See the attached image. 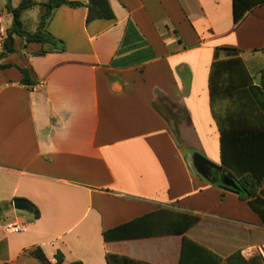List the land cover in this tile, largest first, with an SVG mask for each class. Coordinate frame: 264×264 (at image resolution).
I'll return each instance as SVG.
<instances>
[{
	"label": "crops",
	"instance_id": "obj_1",
	"mask_svg": "<svg viewBox=\"0 0 264 264\" xmlns=\"http://www.w3.org/2000/svg\"><path fill=\"white\" fill-rule=\"evenodd\" d=\"M108 3L112 18L87 22L84 4L55 6L46 28L62 49L38 54V42L20 46L15 36V49L0 56L9 63L0 67V264H42L34 246L50 262L61 252L63 264H107L106 251L178 264L183 235L221 258L235 249L264 255L258 214L191 158L197 151L219 163L208 87L214 46L238 48L251 84H264V3L235 27L231 0ZM9 22L0 0V41ZM18 65L31 85L19 82ZM224 83L218 93L230 90ZM215 97L219 114L236 111ZM13 197L38 214L14 208ZM185 215L197 219L185 226ZM5 216L25 228L4 229ZM123 223V235L104 238Z\"/></svg>",
	"mask_w": 264,
	"mask_h": 264
},
{
	"label": "trees",
	"instance_id": "obj_2",
	"mask_svg": "<svg viewBox=\"0 0 264 264\" xmlns=\"http://www.w3.org/2000/svg\"><path fill=\"white\" fill-rule=\"evenodd\" d=\"M261 3H264V0H231L232 27L237 25L249 9ZM35 4H39L40 10L34 29L29 30L23 24L22 13ZM60 4L70 6L84 4L86 22L97 17L112 18L114 16L108 0H86L85 2L82 0H18L14 5L9 0H5V9L10 14V22L0 41V56L15 49L13 44L15 36L19 39L20 46H24L29 41L38 42L40 47L35 51L38 54L52 49H62V39L53 36L46 28L52 9ZM238 51L239 49L233 46H214L212 50L213 60L208 73L210 110L219 131V164L232 172L239 187L238 195L245 199L248 206L258 214L264 224V188H258L264 179V119L262 115L264 84L263 82L259 85L251 84L250 75L237 55ZM220 53L224 55L223 58H218ZM8 64L0 62V67ZM17 67L21 72L19 82L31 85L33 80L29 76L28 68L19 65ZM224 82L236 85L235 90H231L230 85ZM222 83L231 90V93L230 90L218 93ZM245 84H247L246 87L243 86ZM246 93L250 99H247ZM213 94L217 97H228L236 111L230 115L219 114L214 108L213 103L216 97ZM231 95L234 96L233 99ZM251 103L255 104V108ZM244 107L246 111H242ZM22 199L27 202L36 216L38 210L35 205L25 198ZM2 206L4 204L0 205ZM185 216V226L197 219L196 215ZM125 224L104 229L102 231L104 238L123 235L121 230ZM29 252L42 264H63L62 254L59 251L54 252L53 262L45 257L39 246L32 247ZM104 259L107 264H152L109 251L104 253ZM66 264L81 263L72 260ZM178 264H264V259L259 252L244 257L239 249L221 258L206 246L183 235Z\"/></svg>",
	"mask_w": 264,
	"mask_h": 264
},
{
	"label": "water",
	"instance_id": "obj_3",
	"mask_svg": "<svg viewBox=\"0 0 264 264\" xmlns=\"http://www.w3.org/2000/svg\"><path fill=\"white\" fill-rule=\"evenodd\" d=\"M191 158L194 169L202 177L211 181L218 180L219 184L222 187L233 190L235 192L239 191V187L231 171L222 167L219 163L209 160L208 158H206L200 152L197 151H193L191 153ZM211 168L217 171L216 176H213L211 174ZM11 204L14 208L17 209L28 208L27 202L19 197L11 198Z\"/></svg>",
	"mask_w": 264,
	"mask_h": 264
},
{
	"label": "rangeland",
	"instance_id": "obj_4",
	"mask_svg": "<svg viewBox=\"0 0 264 264\" xmlns=\"http://www.w3.org/2000/svg\"><path fill=\"white\" fill-rule=\"evenodd\" d=\"M13 1L17 2L18 0H13ZM39 10H40L39 4H35L33 7L27 9L26 11L22 13L23 24L29 30L34 29L35 23L38 18ZM262 257L264 259V255H262Z\"/></svg>",
	"mask_w": 264,
	"mask_h": 264
},
{
	"label": "built area",
	"instance_id": "obj_5",
	"mask_svg": "<svg viewBox=\"0 0 264 264\" xmlns=\"http://www.w3.org/2000/svg\"><path fill=\"white\" fill-rule=\"evenodd\" d=\"M82 1L85 2L86 0ZM1 225L8 231H19L25 228L26 223L18 218L5 216L1 218Z\"/></svg>",
	"mask_w": 264,
	"mask_h": 264
},
{
	"label": "flooded vegetation",
	"instance_id": "obj_6",
	"mask_svg": "<svg viewBox=\"0 0 264 264\" xmlns=\"http://www.w3.org/2000/svg\"><path fill=\"white\" fill-rule=\"evenodd\" d=\"M216 172H217V171H216L215 169L211 168V174H212V175L216 176Z\"/></svg>",
	"mask_w": 264,
	"mask_h": 264
}]
</instances>
